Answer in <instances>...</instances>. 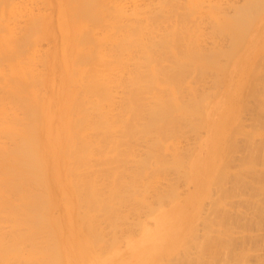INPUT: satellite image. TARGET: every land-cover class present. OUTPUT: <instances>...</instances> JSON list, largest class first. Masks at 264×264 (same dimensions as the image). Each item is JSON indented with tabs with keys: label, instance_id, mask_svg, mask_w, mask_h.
Masks as SVG:
<instances>
[{
	"label": "rangeland",
	"instance_id": "rangeland-1",
	"mask_svg": "<svg viewBox=\"0 0 264 264\" xmlns=\"http://www.w3.org/2000/svg\"><path fill=\"white\" fill-rule=\"evenodd\" d=\"M97 1L100 2V3H97L99 4L98 6L100 7V9L102 8L99 11L101 12L100 15L96 11L97 12L96 16L99 17L97 19L98 22H96L97 20H95L96 16L95 18L93 17L94 16L93 13L95 14V12L91 13L89 11L91 15L89 16L88 14V16L86 15L83 17L79 16L78 13H75V15L77 16L73 14L72 9L69 6L71 5L72 7L74 3L75 4L77 3V0L76 1L75 0H8V1L0 0V56L1 55L3 56V57H0V59L3 58L2 61L0 60V65L5 66L4 68L6 70L8 68V71L10 70L12 66L18 71V73H21V70L19 71V69L22 67L24 69L29 68L30 71L32 70V72L34 73L33 74L34 79H36L32 81L34 83V86H32V83L30 86V81L27 82V80H31L29 79V77L31 76H29L27 80L24 79L23 81L25 82L23 83L22 81H20L26 87L25 89H27V91L25 90V93L15 92L16 93L15 94L14 91H11L13 93L8 94L7 88L3 87V89L5 88V90H7L4 92L2 87H0L3 90L2 91L0 89V99H4V100H0V127L2 125L1 127L2 129H0V145H6V148L7 146H10L11 148L13 147V149L15 148L14 146H16L18 150L22 148L24 145H26L25 141H27L28 138L27 140H24L26 138L24 135L26 132L25 130L23 131V129L27 128L26 125L28 124V122H30V120H32L31 116L33 114L34 116L33 119H35L36 121L38 120V121H37V124L36 122H34L35 124H33L32 127L39 124L38 126H35L36 129L38 128L39 130L37 129L38 132L35 130L36 132H34V134L35 133L37 134H35L36 136L34 134L32 136V137H36V139L38 138L37 141H35L36 140L35 138H34L35 140H32V141L30 140V141L32 143L35 142L34 143L35 145H36V142H38L37 145L41 148L40 150V148H38L37 145L35 146L38 148L39 153H41V155L39 154L37 155V154L31 153L32 149H29V148L32 147V145L31 144H30L31 146L29 145L28 149L30 150V153L27 149L28 154H26V156L31 159V161L30 159H28L30 164L28 163V160H25L26 162L24 161V159L25 158L27 159V157L24 158L23 156H21L23 152L25 153L27 152L26 150L21 151L22 153L20 154L18 150H16V148L14 149L18 152V155L20 157L24 158L23 159L24 166L22 168L25 172L21 170L22 168H20V170L22 171V175L24 173H27V174L30 173L32 176L29 174L27 177L29 176L31 178L33 177L32 179L33 181H30L31 180L30 177H29L30 180L27 181L28 179H26L25 177L26 174L23 175L25 178L22 179L23 177L22 175L20 176L21 173L17 169L16 171L12 170L11 172L12 174L15 173L14 176L16 177L13 176L14 178L11 177L13 179L9 180L8 178H10V176L7 178V174L10 175L9 173H7L9 172V169L5 170L4 165H3L4 162H2L4 159L3 160L1 159L0 161V164H2L0 168H2L3 166L2 169L5 170V174H6V177H5V175H3L4 174V170H3V172H0L1 174L3 173L2 174L3 176L0 175V178L2 179L3 177H5V180H6L5 182L14 181L15 183L14 184L11 182V184L8 185L4 183V179H3L0 181V185L2 184V188L3 186L5 187L4 191L7 190L6 187L10 189V191H8L10 192L9 193L10 196L12 195L11 192H14L12 196H15V197L11 196L12 197L11 199L15 198L14 199L15 201L12 200L14 202L13 204L18 206L14 209V211L17 210L18 212H14V213L10 207H7L8 208L7 211H5L6 210L5 207H4L5 209L2 208L3 206L0 207L2 209V211H0V217L2 216L0 219V246L3 248L8 247L9 249L8 251H11L13 248L11 246L17 244L16 245L17 248L16 247L14 248L15 251H11V252L17 253L19 251L20 255L16 254V258H20L19 261H21V259H25L22 261V263H20L16 258L15 259L10 258L11 256H9L10 259H8V256H6L4 259L0 257L4 261V262L3 261L1 262L0 260L1 262L0 264H12L14 261L18 263L14 262L13 264H19V263L28 264L29 262H25V261L30 260V263H31L32 259L33 261L36 262V263L33 262L34 264H38V263L41 264L42 260H39L38 258H43L44 260H46V261H43V264H137L136 262H138L139 264H264V139H263L264 136H262L264 135L263 134L264 132H262L264 131V120H263L264 119V114H263L264 113V110H263L264 109V95H263L264 94V87H263L264 86L263 84L264 74L262 73L264 72V65L262 64L264 60V35H263L264 34V30H263L264 29V22H263L264 12L261 13V15L257 18L254 24L249 23V26L253 25L249 31L250 33L249 36L251 38L248 37L246 39V44H245L246 47L245 48L242 47L238 51L237 55H235L236 57L234 56L233 60L231 61L232 63H230L233 66L230 64H229L230 66L228 65L229 60L232 59V58L231 59L229 58L230 56H228L229 60L227 58L226 61L223 60L226 56L223 57L222 55L220 57L222 58L223 60L222 62L225 64V66L226 65L228 66L227 68L228 69L227 70L228 80L226 82V79H225L226 84L224 83L226 72L224 73V77L222 78L223 84L221 85V87L216 86L217 90L213 88L215 86L214 85L215 83L213 82L214 84H212V81H215V80L212 79L211 81V78H213V75L216 73V71L214 70L215 72L213 74V71H211L210 69V72H212V74L209 72V70L205 71L207 72V74L205 72L204 74H202V76H204L202 77L204 78V80L207 77L210 79L209 80L207 78L209 81L207 79L205 80L207 81V84L205 88L206 91L204 90L203 94L204 95L208 94L210 91L213 90L212 92H210L212 93L211 97L209 96V98H207L208 105L210 106L208 114L214 115V119L211 120L212 123L222 122L226 124V122H224L225 118L228 120L231 116L237 115L240 108H243V111H244V107L246 108L247 103L253 104V105L251 104L253 106L252 108L250 105H248V107H250L249 109H252V111L255 113L254 114L255 116L252 115L251 117L253 118L256 117L255 118L256 124L258 125L254 123L255 119L253 118L249 119L248 115L253 114V113H248V111L250 110L248 111L245 110L246 112L242 111L244 116L241 113L242 118H244L245 115H246L245 119L248 118L246 119V122H247V125L248 124L249 125L248 127L246 126V128H247V131L251 132L252 134L250 135V137H252L250 138V140L251 139H253V141L255 140L254 141L255 143L252 144L251 146V148L253 146L257 147L256 149L254 147H253L254 149L252 148L253 154L249 153L251 151L246 152L247 150L245 148L248 147L249 149H251L250 143L252 142V141L250 142L249 138L246 137L247 136L246 134L241 135V136L242 137L245 136L244 139L248 138L247 145L249 144V146L245 144V146L242 147L244 143L241 144L242 141L239 138H242V137L240 135L237 139L238 140L237 143H240L239 144L240 151L242 152L245 151L247 153L246 155V153L244 152L246 157L251 154L250 157H247L248 159H250V161L248 160L249 161L248 162L246 160V164L244 165L245 168L248 167V170H250L251 173L248 174L249 176H247L244 180L240 181L238 185L234 183L235 182L234 178H233L234 182H232L233 186L230 182L232 180L227 181L226 189L222 188L221 192L218 193L219 197L215 194V192L211 188L210 197H207L204 199V204H203V207L201 208L202 209L201 214H200L201 216L191 217V214L187 215L185 213L186 209L189 208L187 207V203L181 200L183 197L186 196L185 193L187 192V190L191 188V185L186 183V177L183 172L184 167H182L181 170H179V174H180L179 175L178 170L176 171L174 168L175 170L174 171L172 170L171 166L168 167L169 165H171L170 163L164 165V169H166V171H163L164 170L162 168L163 165L161 166L162 169H160V166L157 165V168H159L158 174H153V175L150 174L151 171L152 173H154L153 172L154 170H152L155 167L154 163H152L154 160H153V157H150L149 159L147 156H145V158L147 157L146 160L143 159V154L144 155L146 154L145 152H142L141 150L145 147L146 142H144L143 139L141 138V136H143L142 125H138V124L136 125V123H138L137 121L141 120V118H138V117H137L138 119L136 118L138 114L137 112H135L137 113L135 114L136 116L133 115L134 107H136L137 104L132 106L131 105L132 102H130L132 99L130 100V98L133 95H135L134 93L132 95L133 89L138 87V89L137 88L136 89L139 90V88L141 87L140 85L142 86L146 85V82H147L146 78H148V81H149V78L151 80V76L153 74L151 76L149 75L150 77L144 74L143 77L142 76L140 77V79H139L140 75H138L139 73H142V74L143 73H149V74L153 73L151 71L152 69H150L149 67H145L148 65L150 66L152 65V63L149 62L151 58L155 59L156 57H158L161 60L162 58L161 56H163L164 52H166L165 53L166 55L169 54L167 56V59L171 58L172 55H170L168 49L170 47L169 44H172L173 38L175 39L176 37L175 35L176 33H174L175 31L177 33L180 32L179 33L180 36L185 31L187 32L185 34L186 36L194 33L193 31H195L194 34L198 38V41L199 42L201 41L199 45L202 48L206 47L207 43L209 45V43L212 40H216V39L222 40V38L225 36H227V39H228L229 35L227 34L224 36V34L226 33L219 26L217 22V18L219 17V19H221L220 17H228V18L234 19L233 17L234 14L232 13L233 15L231 16V13H230L233 11H230L229 12L230 14L226 12L227 13L226 14L223 9L231 5L230 1L232 2L235 1V3H237V1L241 3L242 1L240 2V0H221L220 4H223L221 5L223 7L220 10L216 8L209 9L210 8L209 4L211 3V1L213 4H215L217 0H214V2L213 0H210L209 2L207 0H202V2L201 0H198V1L195 0L194 2L197 5L192 6L190 8L179 7L180 4L182 5L186 3L187 2L186 0H178V1L166 0L168 3L164 0H161V1L160 0L159 1L158 0H97ZM182 1L184 3H182ZM89 2L91 1L88 0V3ZM5 3L6 5L10 4V6L9 5L6 6L7 8L9 7L8 9L5 7ZM93 4H94V0H93ZM97 4L91 7L95 9L97 7ZM224 4H225V7H224ZM147 5H149L150 8ZM91 7H90V10H92ZM172 7H173V11H172ZM134 8H136L135 10L136 11L138 10L137 12L139 13L137 12L133 13L135 12V10H133ZM167 8L170 11H168ZM68 9H71V10H68ZM4 10H5V14H4ZM152 11H155V12L153 13ZM149 12H152V13H149ZM168 12L172 15L174 14V16L172 17V15H170L167 21L165 18H167L168 15L165 16V14H168ZM182 12L183 14H180ZM163 13H164V18L162 16ZM187 13L189 14L188 16H187ZM134 14H136L135 18H134ZM179 14L182 16L181 20H180V16H178ZM157 15L160 17L159 21L157 19L159 18ZM196 16H198V18L195 21H193V19H195ZM261 16L263 17L261 18L262 21L259 20ZM171 17H172L171 19L172 21L170 20ZM187 17L191 21L188 20ZM208 17L209 19H207ZM247 17L246 15L245 17L244 15H242V18H240L239 16L238 19H241L244 24L245 22L244 20H248ZM137 18L140 19L139 22ZM162 18L165 20H163ZM210 18H211V22H215L216 25L215 23L210 24L211 23L209 22ZM1 19H3V26H2ZM154 19L155 20L157 19L156 22H152V21H155ZM160 20H162L161 21L162 23L160 22ZM81 21L83 22L82 24H80ZM158 22L160 24H158ZM183 23H185V25ZM180 24L183 26H181ZM191 24L192 26H190ZM238 24H240V22H238ZM81 25L82 27H80ZM210 25L215 26L214 29L213 28L210 29L209 27V29L212 31L211 34L209 33L210 30L207 28V26H210ZM161 26L162 28H159ZM216 26H218V28L221 29L222 36H221V33L218 34L219 31L215 32V28L216 30H219L217 29ZM231 26H233V22ZM3 27H5V29ZM188 27L190 30L187 29ZM88 28L89 30H87ZM168 28H171V29H168ZM159 32L161 33V35ZM212 33L214 35H212ZM232 33L234 34L233 31ZM164 34L166 37L164 36ZM240 34L242 33L239 30L235 35L237 36L235 37V39H237L240 36ZM159 35L163 37L161 38ZM185 35H182L181 38H178V39H183L184 38L183 36ZM215 35H216V38L214 39ZM210 36H213V37L210 38ZM164 37L165 39L167 38L166 40L168 44L166 45L164 44L166 40L165 39L162 40ZM20 39L22 40V42ZM97 39L99 42L96 41ZM142 39L143 41L141 43ZM156 39H158L159 41L158 40L156 41ZM227 39L224 41L225 42L224 45L226 46V48L229 47L230 45V44H227ZM78 40L81 42L80 43L82 45L81 47L77 46V44H79L77 43ZM150 40L153 42L151 43L152 46L149 44L151 42ZM10 41L12 43L18 42L17 44H20V45L18 46L16 44L12 46V43ZM91 41L92 42L96 41L97 43L96 42L91 43ZM100 41L102 42V44L97 45L98 48L100 49V50L99 49L97 50L95 44L101 43ZM180 41L181 40H179V43ZM202 42H206V43H203L204 45H202ZM232 42H233V39H232ZM90 43L92 44L90 48L92 47V49H96L95 51H99V53L102 54V56H99L100 54L98 55L97 54L98 52H96L98 57L102 59L100 60L101 61L105 60L103 62H105L106 64L108 63L109 68L103 62H102L103 63L102 65V63L99 62V60L96 59L97 57L94 55L96 57L95 62L101 63V64L96 63L97 66L99 65L98 66L99 68L96 74H100V72H98L99 69L101 68L102 70V68L105 65L106 66L103 69H106V68L109 69V72H107L108 69L107 71L105 70L107 74L105 73V71L104 72L103 70L101 71V73L103 72L106 75L105 76L103 75V79H100L101 82H99L100 84L102 83L101 84L102 88H103L102 85L104 83L106 85L107 84L106 82H108V85H109L108 89L106 88L107 90H105V88L102 89L100 85L98 86L99 88H101L104 91H107L108 93L105 92L104 94V91L97 88L98 92L99 90L101 91L99 92L101 94L98 93L97 95V93H94L96 95H93V97L91 98H96V100L92 99L95 101V103L96 102L98 103V101L100 102L98 103V105L93 102V105L94 106L97 105L98 108L97 107L94 108V106L91 105V102L89 104L86 101L87 104L89 105L88 107L92 106L94 108V109L92 108L93 111H91L92 110L91 108H85L87 107L86 102H84L85 106H84V103L82 104L80 103L81 105L84 106L83 108L85 109V111H87V109L88 110L90 109L87 112L89 113L91 111V114L89 113L90 114L89 115L88 113L85 112L86 115L88 114L90 118L91 116H95V117H92L93 120L89 119L88 123L85 122L87 120L82 121L83 123L85 122V126L84 128H83V125L82 127H80L81 130L82 129L83 130L80 131L81 136L80 138L78 137L79 140L78 139L77 141L74 140L76 141V143L72 142L68 145L66 143V139L68 138V136L66 137L67 132L65 135V131H67L66 128L71 129L70 128L71 126L68 125V122H70V120H76L74 117V115L76 114H74L72 109H70L71 110L70 112L72 115L69 114L70 113L69 112V108H70L69 102L74 97L73 92L78 93V94H75L77 98L79 97L78 95H80V98H81L82 93H79V92H81V89L82 90L84 89L82 88L83 85L80 86L81 84H83L81 82H83L84 78L82 80L81 76H79L81 80L80 82L81 84H79V82L74 83L75 81L71 82L68 79V76H69L68 71L72 67L73 63L71 62L75 60L74 58L76 57L75 51H76V54L78 53L79 57L78 56L77 57L79 59L81 58V56L82 58L85 57V61L82 58H81V61L83 60L84 62H86V64L88 62L86 61L87 60L86 56L90 55L91 57H93L92 55L95 52L92 50L93 51V52L91 51L92 55L90 54L91 53L89 51ZM175 43L178 44V40L177 42L175 41ZM159 44L162 46H160ZM154 45L155 47H153ZM157 45H159L160 47ZM16 46L20 48L18 49ZM99 46H101V48ZM163 46L164 47L166 46L165 47L167 48L166 51L162 50ZM231 46L233 45L231 44ZM247 46L249 47V49ZM136 49L138 50V52ZM144 49L146 51H144ZM156 49H159V50L156 51ZM172 49H176V47L173 46ZM27 50L28 52H26ZM101 50L102 52H100ZM150 50L152 52H150ZM161 50L164 52L161 53ZM154 51H156L157 53ZM18 52H20L19 53L20 56H18ZM22 52H24V54ZM70 52H72L71 53L72 56L70 55ZM225 52H227V50H225ZM143 54H145V56ZM28 55H30V57L32 56L31 59H29ZM104 57L108 58V60L104 59ZM137 57H139L141 60ZM27 59H29L28 62H27ZM65 59H67L68 61ZM22 60H24V62L26 61L27 65ZM134 60H136L137 62H135ZM65 62L67 63L65 64ZM138 62H140V64L143 67H141V65ZM156 63L157 64L159 63L160 65V67H158V70L159 68H161V65L165 63L163 66H165L166 70L165 68H161V69H164L166 72L168 70L166 66L167 64L171 63V59H168V60L163 59L160 62H158L157 60ZM15 64H16V67H14ZM144 64H147V65H144ZM19 65L22 67H20ZM66 65L68 69H66L67 68ZM96 65L94 64V67ZM137 67L140 68L143 72L142 71L140 72L139 69H137L139 71L137 72L136 70ZM161 69L160 71L157 72V76L159 77H162L165 75L164 71ZM2 70H3V67H2ZM149 70L151 73L149 72ZM27 71L29 70L27 69ZM189 71H190L189 73H190V78H191V76L193 77V74L195 73V71H192V69ZM191 71H192V74H191ZM32 72H28L29 75ZM260 72L261 74H259ZM132 73H135V74H132ZM136 73H138L137 74L138 77H135ZM209 73L211 74L212 77L209 75ZM258 75L260 77L262 75L263 78L261 79H259L260 77L255 78V77H258ZM86 76L87 75H85V78H87ZM100 78H102V76H100ZM141 78H144V79L141 80ZM88 79H86L87 82H89ZM98 79H97V82L100 81ZM102 81L103 82L106 81V82L103 83ZM261 81L263 83H261ZM84 82L86 81L84 80ZM152 82H153V79H152ZM4 83L5 81L1 82L0 86H2V84ZM26 83H29V85ZM87 84H90V83H87ZM87 84H84L86 87L85 89L87 90H83V92L88 91ZM151 85L152 84L146 87L147 91L149 90L148 89L149 87L152 88ZM132 86L134 88H132ZM252 86L256 88L258 87V91L255 88H254L255 90L254 89L252 90L251 88ZM260 86L263 87V88L261 87L262 92L259 91ZM33 87L34 89H32ZM69 87H71L70 91L73 89L71 94H69L70 93V91L68 90ZM77 87L79 88L81 87L80 91ZM66 88L67 90H65ZM94 88L95 87H93V91H95ZM74 90H77V91H74ZM250 90L252 91L250 92ZM68 91H69L68 93L69 95L67 94ZM65 92L70 101L64 95ZM135 92H138V91H135ZM142 92L141 94L143 95ZM84 93H86L85 95L88 94L87 92H84ZM106 93H107V96H106ZM147 93H149V91ZM17 94H19V97ZM22 94L24 96V99L22 98ZM102 94L104 97L100 96ZM15 95L18 98H16ZM69 96L70 97L73 96V97L70 98ZM89 96L91 95H88V98ZM95 96H98V97H95ZM99 96L101 98H104L103 99L104 101L102 102V104L100 101L102 99H100ZM138 96H139V93H138ZM83 97L84 99L87 98V96H84V95ZM142 98H140L141 100L139 99V101L142 102V103L141 102L139 103L140 109L143 107L141 106V104L143 105V103L146 100V98L145 100L143 99L144 100L143 102ZM66 99L69 102L68 103L65 102V104H63V102ZM252 99H254V101H257L255 102L256 103L255 105ZM81 100L83 99L81 98L80 101ZM88 100L90 101V99ZM135 100H133V102ZM260 100H263V101L261 102ZM22 101H24L23 104H20L22 103ZM66 103L68 105H66ZM100 104L101 106L103 105L102 110L104 112L106 111L105 113L108 115V118L106 117L107 115L104 114V112L101 114L99 110V108H101L99 106ZM64 105L68 107L64 108L65 107ZM208 105L207 107H209ZM129 106H131L130 107L131 111H130ZM132 107H133L132 115L134 116V118L130 117L131 112H132ZM63 108L65 110L67 109L66 112L65 110H63ZM142 109L145 111L144 108ZM143 110L139 111V114ZM63 111H64V115L66 114L65 116H62ZM98 111L100 112L101 117H103V115L105 116L104 119L100 118L99 116L100 114L98 113L96 114V112ZM93 112L95 115H92ZM14 114L16 116H13ZM17 115L19 116V119L21 118L19 122L20 121L24 122V124L22 122L20 123L22 124V126L25 125L23 126L25 128L21 130L20 128L22 126L18 128L15 125L17 128H14L13 126L12 128L9 129L8 128L9 125L13 124L15 121H17L15 122L17 125L20 124L18 122ZM12 116H13V119H11ZM36 116L37 117L39 116L38 117L39 119L38 118L36 119ZM72 116L74 119L72 118ZM15 117L17 120L15 119ZM63 117H64V123L62 122ZM258 117L260 118V121ZM10 119L13 120L12 121L13 123L11 122ZM105 119H109V120L104 121ZM142 120H141L142 123L140 124H143ZM232 120L233 118L231 119V121ZM39 121L40 123H38ZM90 122L91 124H89ZM30 123L28 125H30ZM129 123H131L132 126ZM252 123H254L253 125H255L254 128L252 126ZM262 123H263V127H262ZM3 125H5V127ZM29 127L30 126H28V128ZM185 127L183 128L186 130L188 128L187 131H191L190 126L186 125ZM183 128H182V132L184 130ZM19 129L21 131H19ZM135 130L137 134H134ZM186 130L184 131L186 132ZM201 130H202L201 133L203 135L207 133L206 128H202ZM11 131L13 133H11ZM60 131L62 132L60 133ZM31 132H33V130H31ZM16 133L19 135L21 134L24 135V136H21L22 141L20 140L19 135L18 136L15 135L16 138L14 135L13 136L11 135V134H16ZM82 133L84 135H82ZM31 134L32 133H30L29 131V134L27 136L29 137ZM190 135L192 136V133H189V132L186 134L182 133V135L180 136L181 147L184 146V144H187V141L188 142L190 141L188 140L189 138L188 136ZM32 137L29 139H32ZM138 137L140 138V140L141 139L142 140L140 141ZM246 139L243 142L246 143ZM262 139H263V142H262ZM209 140L210 138L206 137L207 143L209 142ZM28 142H27V146H28ZM141 142H142V145H139L141 144ZM143 142L145 143L144 145H143ZM19 143L21 145H19ZM10 147L8 148V150L6 149L8 152L4 149L6 151L5 152L6 154L3 152L5 156L4 154L2 155L0 153L1 157L4 156V158H6L8 155L13 156V153L15 154V151L13 149L11 151ZM24 147L26 148V146ZM185 147L187 148L188 146H184L182 147V149L183 150L186 149ZM207 148H208V145H205V149L202 151L201 155L198 157L199 163L208 154ZM0 149H3V146L2 148L0 147ZM145 151H147V148ZM240 151L238 152V154H242L240 153ZM30 154H33V155L29 157ZM253 155L255 159L252 158ZM39 156H41L42 159ZM10 157L11 156L7 158H10ZM169 157L167 160L171 159V158L169 159ZM171 160L169 162H171ZM142 161H144L143 163L147 161V163L145 164L146 166L142 164ZM238 161L236 159L234 160V162H238ZM25 163L32 165L33 168L28 166V164L25 165ZM198 166L199 164L197 165V169H198ZM25 167H28V168L30 167V169L28 168L26 169ZM2 169L0 171H2ZM27 170H30V171L32 170L33 174L29 171H28L29 173L26 172ZM185 170H186V167H185ZM16 172H18L19 175L16 174ZM168 172L170 173L168 174ZM181 172H183L182 175H181ZM17 176H20V177H17ZM168 176H170L171 179L168 178ZM178 177H181L182 179ZM17 178L21 180L22 182H24V184L20 182ZM45 178L47 182L45 183L43 180V182L45 183L43 184L44 186L48 184L45 186L47 187L46 188L47 190L46 189L44 190L45 187L43 188V185L41 183V180ZM25 179H26V182H25ZM16 180H18V182H16ZM28 182H30L31 184H29ZM75 182H78L80 186L78 185V183H75ZM19 183H20V188H19V185H17ZM22 184H23V187L28 186L27 188H24L25 190L30 188L31 191L27 190V193H32L30 196L31 198L35 199V200L30 199V201L31 200L33 201L31 202V204H33L31 209L35 210V212L37 213V216L36 218L34 217L30 218V216L32 215L34 216L36 213L34 212V214L32 215L30 214L29 218L30 219L34 218L35 221L26 219L28 220L27 221L28 225L26 224V221L24 222V218H27V217L25 216V214L24 215L21 214L22 210L25 211V209L23 208L20 202V199H22V197H19V198L16 197V195H18V193L21 191L20 190L18 192V190L22 189ZM88 184L90 185V187L88 186ZM171 184L174 187L175 186L176 187L178 186V187L174 188L173 186H171L169 188ZM13 185L14 187L12 188ZM149 185L150 187L147 190L149 192L148 193L146 191V188H148ZM17 186H18L17 194L15 195ZM74 186H77L79 188L82 187L81 190L83 191L82 192L79 188H76V189H79L77 191L81 195H80V200L78 199L75 202L74 200L79 198V195L78 193H76L77 191L76 192L74 191V188H75ZM156 187L157 188L161 187L162 189L164 188V191H162L161 189L162 192H166L167 189H170V190L176 189V190L175 191L167 190L169 192L164 193L163 197L156 198L157 197L156 192L160 190V189H157L158 191H155ZM87 188L91 192H92V189L94 188L95 190L93 189V191H95L99 195V197L102 196L101 198H104V197L106 198V201H105L106 203H103L104 205H100V206H97L91 209L93 206L90 207L91 204L90 205L87 204V203H90V198L88 195L89 191ZM0 189H1V186H0ZM11 189L13 190L11 191ZM68 189H70V191ZM23 190L21 191L22 194L20 193L21 196H23L24 194L25 195L27 194L25 190L24 191ZM66 190H68V192ZM114 190L117 191L115 194H113ZM223 190L224 192H222ZM1 192H2V189H1ZM46 192L48 193L46 194ZM154 192L156 194L155 195L156 197L151 195ZM212 192H214V195L212 194ZM4 193L5 195H7L6 192ZM83 193L84 195H82ZM43 194L47 195V197L49 195L50 196V198L48 197L49 200ZM5 195L4 196L2 195V196L5 198ZM10 196L9 197L6 196V198L7 197L10 198ZM144 196L145 197L147 196L148 198L147 197L144 198ZM4 198H2V200ZM87 198L89 199V201L87 200ZM68 199L70 200L68 201ZM213 199H214V202L216 201L215 203L212 202ZM17 202L18 204L20 202V204L18 205ZM76 202L80 204L78 205L77 203L75 205L74 203ZM37 203H39V206L37 205ZM0 204L5 205L2 203ZM73 204H74L73 206L74 208L71 207ZM34 206L36 208H33ZM38 207H40L41 209ZM43 209H45V211H43ZM16 213H18L17 215L19 216L21 214L20 218H22V216L24 217L22 221L21 220L17 221L18 217ZM12 214H14L15 216ZM6 216H8L9 220H5L4 217ZM11 216H14L15 218L17 217L16 220L13 218L15 222L14 221L11 222L13 220V219H10ZM12 225H14L13 228H11ZM30 225L31 227H29ZM21 226H24L26 231L25 229H23L24 227L22 228ZM21 228H22V231L23 230L25 231V233L21 232ZM10 229H15L13 230L14 233L17 232L15 234L13 233L14 237H11V232L13 231H10ZM17 230H20L19 231L21 232V234L19 233L20 235L18 234ZM32 231L33 233H31ZM27 234L31 236L29 237ZM23 235L25 237L24 240H22L24 238ZM26 236H28V240ZM10 237L14 239V241L16 239L15 243H12ZM42 240L44 241L42 242ZM39 241L41 243H39ZM36 243H39L42 247H40L39 244H36ZM34 244L38 245L39 247H37ZM56 244L58 245L57 248L60 249V250L58 249L59 250L58 253H57L58 250H56L57 248L55 249V246H54ZM21 246L23 250L20 248ZM27 247H29L28 250L26 249ZM22 252L23 254H21ZM14 253H11V254L15 256ZM25 253H28L29 259L27 258V255H25ZM9 254L10 253L8 252V255ZM37 256L38 258L35 259ZM47 258L49 259V261L47 260ZM58 260H60V262Z\"/></svg>",
	"mask_w": 264,
	"mask_h": 264
},
{
	"label": "bare ground",
	"instance_id": "bare-ground-1",
	"mask_svg": "<svg viewBox=\"0 0 264 264\" xmlns=\"http://www.w3.org/2000/svg\"><path fill=\"white\" fill-rule=\"evenodd\" d=\"M5 1V0H4ZM8 1V0H7ZM76 1V0H75ZM89 1H91V2H89L88 3V0H77V3L75 4L74 3V5L71 7V5L69 6L71 9H72V12H73V14L75 15V13H78L79 14V16H81V17H83V16H88V14H89V16L91 15L90 14V12L91 13H93V12H95V14L93 13V17L95 18V16L97 15V12H98V14L100 15V13L101 12H99L101 9H100V7L98 6L99 4H97V3H100V2H98L97 0H94V4H93V0H89ZM159 1V0H158ZM161 1V0H160ZM164 1H166V0H164ZM176 1H178V0H176ZM175 1V2H176ZM187 2V4L186 3H184L183 1H182V3H184V4H180L179 5V7H181V8H190V7H192V6H195V5H197L194 1L195 0H186ZM198 1V0H197ZM208 2L210 1V0H207ZM219 3H218V2ZM216 2H215V4H213L212 3V1H211V3L209 4V9H212V8H216V9H221L223 6H221V5H223V4H220V1L221 0H217ZM242 1V2H241ZM73 2V1H72ZM154 2V1H153ZM167 2V1H166ZM174 2V3H175ZM181 2V1H180ZM190 2H191V4H190ZM201 2H202V0H201ZM213 2H214V0H213ZM234 2V3H233ZM230 1V3H231V5L230 6H227L225 9H223L224 10V12L226 13V12H228V14H230L231 13V16L234 14V19L233 18H228V17H220L221 19H219V17L217 18V22H218V24H219V26L222 28V30L226 33V34H224V36L225 35H229L230 36V38H229V36H228V39H227V36H225V37H223L222 38V40L220 39V40H218V39H216V40H212L210 43H209V45H208V43H207V46L206 47H204V48H202L200 45H199V43H201V41L199 42L198 41V38L195 36V31H193L194 33H192V34H190V35H188V36H186L185 34L187 33L186 31L183 33V34H181V36L182 35H185V36H183L182 38L183 39H178V38H181V36H180V32L179 33H177L176 31L174 32V33H176L175 35H176V37H175V39H177L178 40V44H176L175 43V41L177 42V40H175L174 38H173V43H174V45H173V43L172 44H169V49H168V51H169V53H170V55H172L171 56V58H168V59H171V63L170 64H167V71L165 72V70H166V68H165V66H163L165 63H163V65H161V68H165V70L164 69H161V68H159V70H158V67H160V65H159V63L157 64L156 62H157V60H158V62H160L161 60H163V59H166V60H168L167 59V56L169 55L168 54V52H167V54L168 55H166L165 53L166 52H164V51H166L167 50V48H165L164 46V49H163V47H162V50H164V51H162L161 50V53L162 52H164L163 53V56H161L162 58H161V60L158 58V57H156L155 59L153 58H151V60L149 61V62H151L152 63V65L150 66V65H148V66H145V67H149L150 69H152L151 71L153 72V73H151L150 72V70H149V72L151 73V74H149V73H136V75L138 74V75H140L139 76V79H140V77L142 76L143 77V75L145 74L146 76L148 75H152L151 76V80H150V78H149V81H148V78H146L147 79V82H149V83H147L146 82V85H144V86H142V85H140L139 87L141 88V90H140V88H139V90H137L138 89V87H136L135 89H133V91H132V95H133V93L135 94V95H137L138 96V93H139V96H138V98H137V96H135V95H133L134 97H135V99H134V97L132 96L131 98H130V102H132L131 103V105L132 106H134V105H136V107H134V113H133V107H132V112H131V115H132V113H133V115H135V114H139V111H141V110H143L142 108H144L145 109V113L142 111L140 114H139V116H138V114H137V116H136V118L138 117V118H141V120L143 121V124H140V123H142L141 122V120H139V121H137L138 123H136V125L138 124V125H142V134H143V136H141V138L143 139V141L144 142H146V144L143 142V145L145 144V147L147 148V151H145L146 150V148L144 147L142 150H141V148H140V150L142 151V152H145V154L146 155H144L143 154V159L144 160H146L147 159V157L150 159V157H153V162L152 163H154V168L152 169V170H154L153 172L154 173H152V171L150 172V174H158V172H159V168H157V165L158 166H160V169H164V165H166V164H168V163H170L171 165H169L168 167H172V170H174V168H175V170L177 171L178 170V174H179V170H181V168L182 167H184V175H185V177H186V183H188V184H190L191 185V188H189L188 190H187V192L185 193V197H183L181 200L182 201H184L185 203H187V207H189L188 209H186V211H185V213L188 215V214H191V217L193 216V217H199V216H201L200 214H201V211H202V207H203V204H204V199L205 198H207V197H210V194H211V188H212V190L215 192V194L218 196V193L219 192H221V190H222V188H225L226 189V183H227V181H230V180H232V181H230L231 182V184H232V182H234V180H235V182L234 183H236L237 185L239 184V182L240 181H242V180H244L247 176H249L248 174H250L251 172H250V170H248V167H244V165L246 164V160L248 161H250V159H248L247 157H250L251 156V154L249 155V156H245V153L246 152H249V151H251V152H249V153H252V148L254 147H252L251 148V146H252V144H254L255 142V140L253 141V139H251L250 140V138H252V137H250V135H252L251 134V132H248L247 131V128H246V126L248 127V125H247V122H246V119H248V118H246L245 119V117H246V115H245V117L244 118H242V115L244 116V114H243V112L246 110V111H248V110H250V111H248V113H253V114H249L248 115V117H249V119H251V118H253V117H251L252 115L253 116H255L254 114V112L252 111V109H249L250 107H248V105H250L251 106V108L253 107L252 105V103H250V104H248L247 103V106H246V108L244 107V111H243V108H240L239 109V111H238V113H237V115H233V116H231L228 120L226 119H224V122H226V124H224V123H219V122H211V120L212 119H214V115L213 114H208L209 113V108H210V106L208 105V102H207V98H209V96L211 97V95H212V93H210V92H212V91H210L208 94H210V95H208V94H203V91L205 90V88H206V84H207V81H205L207 78H205V80H204V78H202V77H204V76H202V74H204V72L207 70H209V72H210V69H211V71H213V74H214V72L216 71V75H215V77H214V75H213V78H211L212 76H211V74H212V72H210L209 73V75L211 76L210 78H211V81H212V79L213 80H215V81H212V84H214L215 86L213 87V88H215L216 90H217V88H216V86H219V87H221V85L223 84V82H222V78L224 77V73H225V78H224V83H225V79H226V82H227V77H228V72H227V68H228V66L226 65L225 66V64L222 62L223 60L224 61H226V59L228 58V56H230L229 58L231 59V60H229V58H228V60H229V63H228V65L230 64V63H232L231 61L233 60V58H234V56L235 55H237V53H238V51L242 48V47H246L245 46V44H246V39L248 38V37H250L249 35H250V33H249V31H250V29L252 28V26H249V23L250 24H254L255 23V21L257 20V18L261 15V13H263L264 12V0H240V2L242 3H239L238 1H237V3H235V1ZM8 3H10V2H8ZM69 3V2H68ZM156 3H158V2H156ZM168 3V2H167ZM177 3V2H176ZM216 3H218V4H220V5H218V4H216ZM225 3V2H224ZM239 3V4H238ZM90 4H92V5H90ZM97 4V9L95 8H93V7H91V6H93V5H96ZM146 4V3H145ZM150 4V3H149ZM160 4V3H159ZM164 4H165V2H164ZM163 4V5H164ZM226 4V3H225ZM225 4H224V7H225ZM236 4H238V5H236ZM241 4V5H240ZM10 6V4H7L6 5V3H5V7L6 6ZM200 5H201V3H200ZM202 5H203V3H202ZM207 5V4H206ZM141 6V5H140ZM148 7H149V5H147ZM151 6V5H150ZM165 6V5H164ZM173 6V5H172ZM205 6V5H204ZM208 6V5H207ZM4 7V8H5ZM90 7L92 8V10H90ZM166 7V6H165ZM164 7V8H165ZM175 7V6H174ZM177 7H178V5H177ZM203 7V6H202ZM206 7V6H205ZM7 8V7H6ZM9 8V7H8ZM7 8V9H8ZM99 8V9H98ZM147 8V7H146ZM150 8V7H149ZM156 8H157V6H156ZM63 9V8H62ZM71 9H68V10H71ZM136 8H134L133 10H135ZM95 10V11H94ZM162 10V9H161ZM167 10H168V8H167ZM175 10V9H174ZM191 10H193V9H191ZM222 10V11H223ZM7 11V10H6ZM90 11V12H89ZM97 11V12H96ZM138 11V10H137ZM136 10H135V12H133V13H136L137 12ZM168 11H170V10H168ZM172 11H173V7H172ZM182 11V10H181ZM222 11H220V12H222ZM230 11H233V12H230ZM153 13L155 12V11H152ZM152 12H149V13H152ZM158 12V11H157ZM174 12H176V11H174ZM173 12V13H174ZM184 12V11H183ZM183 12L182 13H180V14H183ZM185 12H186V10H185ZM184 12V13H185ZM193 12V11H192ZM224 12H222V13H224ZM230 12V13H229ZM71 13V12H70ZM137 13H139V12H137ZM165 13H166V11H165ZM172 13V12H171ZM177 13H178V11H177ZM233 13V14H232ZM4 14H5V10H4ZM73 14H72V16H73ZM81 14V15H80ZM160 14H161V12H160ZM178 15V16H180V20H181V15ZM186 14V13H185ZM227 14V13H226ZM239 14V15H238ZM240 14H242V15H244V17H245V15H246V17H247V19L248 20H244L245 22H244V24H243V22H242V20L241 19H238L239 18V16H240V18H242V15H240ZM248 14V15H247ZM98 15V16H99ZM135 15L136 14H134V18H135ZM138 15V14H137ZM166 15H168L167 16V18H165L167 21H168V18L170 17V15H172V14H170L169 12H168V14H165V16ZM189 14L187 13V16H188ZM196 15V14H195ZM203 15V14H202ZM201 15V16H202ZM16 16V15H15ZM75 16H77V15H75ZM158 16V15H157ZM163 18H164V13H163ZM174 16V14L172 15V17ZM185 16V15H184ZM3 17H5V16H3ZM103 17V16H102ZM102 17H101V19H102ZM136 17H138V16H136ZM154 17H155V15H154ZM153 17V18H154ZM159 17V16H158ZM172 17L170 18V20L172 19ZM2 18V17H1ZM99 17H97L96 16V19L95 20H97ZM152 18V19H153ZM162 18V19H163ZM184 18V17H183ZM198 18V16H196L195 17V19H193V21H195L196 19ZM261 18H263L262 16L260 17V19L259 20H261ZM138 19V18H137ZM158 19V21H159V19H160V17L159 18H157ZM156 19V20H157ZM165 19H163V20H165ZM186 19V18H185ZM187 19H188V17H187ZM205 19H206V17H205ZM207 19H209V17L207 18ZM2 20V26H3V19H1ZM75 20V19H74ZM81 20V19H80ZM94 20V21H95ZM136 20V19H135ZM139 20L140 19H138V22H139ZM155 20V19H154ZM156 20L155 21H152V22H156ZM184 20V19H183ZM188 20H190V19H188ZM240 20V21H239ZM100 21V20H99ZM142 21H144V20H142ZM149 21V20H148ZM162 20H160V22H161ZM172 21V20H171ZM187 21V20H186ZM191 21V20H190ZM206 21V20H205ZM262 21V20H261ZM260 21V22H261ZM96 22H98V20L96 21ZM181 22V21H180ZM209 22H211V18H210V21ZM232 22H233V26H231L232 25ZM238 22H240V24H238ZM264 22V21H263ZM83 22L81 21V23L80 24H82ZM162 23V22H161ZM179 23V22H178ZM177 23V24H178ZM197 23V22H196ZM208 23V22H207ZM214 24L215 22H211L210 24ZM158 24H160L159 22H158ZM184 25H185V23H183ZM193 24V23H192ZM192 24L190 25V26H192ZM139 25H141V24H139ZM155 25V24H154ZM162 25V24H161ZM181 25V24H180ZM196 25V24H195ZM215 25H216V23H215ZM263 25V24H262ZM5 26V25H4ZM88 26H90V25H88ZM169 26V25H168ZM178 26V25H177ZM181 26H183V25H181ZM80 27H82V25L80 26ZM90 27H92V26H90ZM141 27V26H140ZM209 27H210V29L211 28H213L214 29V27L215 26H212V25H210V26H207V28L209 29ZM217 27V29H219L218 28V26H216ZM261 27V26H260ZM4 29H5V27H3ZM29 28V27H28ZM35 28V27H34ZM142 28V27H141ZM153 28V27H152ZM159 28H162V26L161 27H159ZM191 28V27H190ZM235 29V31H234V29ZM254 28V27H253ZM84 29V28H83ZM154 29V28H153ZM168 29H171V28H168ZM183 29V28H182ZM181 29V30H182ZM188 30H190L189 29V27L187 28ZM198 29V28H197ZM196 29V30H197ZM209 29V30H210ZM2 30V29H1ZM6 30H7V28H6ZM65 30V29H64ZM87 30H89V28L87 29ZM147 30V29H146ZM150 30V29H149ZM155 30V29H154ZM153 30V31H154ZM175 30V29H174ZM185 30V29H184ZM241 31V33L242 34H240V36L237 38V39H235V37H237V36H235L236 35V33L238 32V31ZM264 30V29H263ZM92 31V30H91ZM165 31V30H164ZM163 31V32H164ZM208 31V30H207ZM214 31V30H213ZM218 32V34L219 33H221V36H222V31H221V29H219V30H216V28H215V32ZM232 31L234 32V34L232 33ZM259 31H261V30H259ZM83 32H84V30H83ZM148 32V31H147ZM166 32V31H165ZM211 30H210V34H211ZM6 33V32H5ZM141 33V32H140ZM157 33V32H156ZM155 33V34H156ZM160 33V32H159ZM168 33V32H167ZM171 33V32H170ZM207 33V32H206ZM73 34V33H72ZM158 34V33H157ZM179 34V35H178ZM217 34V33H216ZM261 34V33H260ZM16 35V34H15ZM14 35V36H15ZM84 35H86V34H84ZM149 35V34H148ZM160 35H161V33H160ZM159 35V36H160ZM163 35V34H162ZM174 35V36H175ZM208 35V34H207ZM212 35H214L213 33H212ZM264 35V34H263ZM13 36V37H14ZM19 36V35H18ZM73 36H75V35H73ZM164 36H165V34H164ZM180 36V37H179ZM204 36V35H203ZM202 36V37H203ZM219 36V35H218ZM151 37H152V35H151ZM161 38L163 37V36H160ZM166 37V36H165ZM165 37L162 39V40H164L165 39ZM170 37V36H169ZM211 37H213V36H210V38ZM241 37V38H240ZM15 38V37H14ZM18 38V37H17ZM21 38V37H20ZM142 38V37H141ZM148 38V37H147ZM146 38V39H147ZM216 38V35L214 36V39ZM251 38V37H250ZM153 39V38H152ZM167 39V38H166ZM165 39V40H166ZM227 39V44H230L229 45V47H227L226 48V46L224 45L225 44V40ZM230 39V40H229ZM232 39H233V42H232ZM235 39V40H234ZM21 40V39H20ZM158 39H156V41H157ZM179 40H181L180 41V43H179ZM228 40H229V42H228ZM14 41H15V39H14ZM90 41V40H89ZM97 42H99L98 41V39L96 40ZM95 41V42H96ZM142 41H143V39L141 40V43H142ZM146 41V40H145ZM151 41V40H150ZM159 41V40H158ZM170 41V40H169ZM11 42V41H10ZM21 42H22V40H21ZM95 42H92L91 41V43H95ZM96 42V43H97ZM101 42V41H100ZM147 42H149V41H147ZM161 42V41H160ZM232 42V43H231ZM248 42V41H247ZM12 43V42H11ZM18 42H14V43H12V46H14V45H16ZM77 43H79V44H77V46L78 47H81L82 45L80 44L81 42L78 40L77 41ZM89 44V51L91 52L92 50L95 52V53H93V55H92V52L90 53L93 57H91L90 55L89 56H86V61H88L87 62V64H86V62H84L85 61V57L84 58H82V56H81V58L84 60H82L81 61V58L79 59L78 57V53L76 54V51H75V56L76 57H74L75 58V60L73 61V62H71V63H73L72 64V67L69 69V71H68V79L71 81V82H74V83H76V82H79V84H81V83H83V84H81L80 86H82V88H84L83 90H87V89H85L86 87H85V85L84 84H87V83H90V84H87L88 86H87V88H88V91H84V92H87L88 94L87 95H85L86 93H84L83 92V90L81 89V92H79V93H82V96H81V98L83 99V100H81L80 101V95H78L79 97L77 98V96L75 95V94H78V93H74L73 92V94H74V97L73 96H69L70 98H72V100L70 101L69 100V98L67 97V95H66V92L64 93V95L68 98V100L70 101H67V99L63 102V104H65V102H69V112L71 111L70 109H72V111L74 112V114H76L77 115V117H76V115H74V117H75V119L76 120H70V122H68V125H70L71 127V129H69V128H66L67 129V131H65V135H66V132H67V135H66V137L68 136V138L66 139V143L69 145L70 143H76V141H77V139L79 140V138H80V136H81V132L80 131H82L81 130V128L80 127H82V125H83V128H84V126H85V122H87L88 123V121H89V119H91V120H93L92 119V117H95V116H91V118L89 117V115L91 114V111H93V109L94 108H98V103H100L99 101H98V103L96 102L95 103V101L94 100H92V99H95L96 100V98H91V97H93V95H96V94H94V93H97V95H98V93L99 92H101L100 90H99V92H98V89L97 88H99L98 86L100 85V87H101V84L99 83V82H101V80L100 79H103V75L105 76L107 73H106V71H107V69L109 68L108 67V63L106 64L105 62H103V61H105V60H103V61H101L102 59L101 58H99L98 57V55L100 54L99 53V51H95L96 49L98 50L99 48H98V46L97 45H101L102 44V42L101 43H98V44H95V46H96V49H92V47L90 48V46H92V44ZM144 43V42H143ZM151 43H153L152 41L149 43L150 45H151ZM156 43V42H155ZM170 43V42H169ZM203 43H206V42H202V45H204ZM250 43V42H249ZM145 44V43H144ZM147 44V43H146ZM160 44H162V43H160ZM159 44V45H160ZM165 45L166 44H168L167 43V40L165 41V43H164ZM226 44V45H227ZM231 44L233 45V46H231ZM18 46L20 45V44H17ZM23 45V44H22ZM80 45V46H79ZM142 45V44H141ZM159 45H157V46H159ZM224 45V46H223ZM18 46H16L18 49L20 48V47H18ZM94 46V45H93ZM146 46V45H145ZM152 46V45H151ZM150 46V47H151ZM156 46V47H157ZM160 46H162V45H160ZM159 46V47H160ZM173 46H175L176 47V49H172V47ZM249 46V45H248ZM247 46V47H248ZM100 48H101V46H99ZM140 47V46H139ZM149 47V46H148ZM153 47H155V45L153 46ZM168 47V46H167ZM223 47H224V49H223ZM232 47V48H231ZM16 48V49H17ZM22 48V47H21ZM137 48V47H136ZM147 48V47H146ZM226 48V49H225ZM254 48V47H253ZM15 49V50H16ZM138 49V48H137ZM136 49V50H137ZM140 49H142V48H140ZM139 49V50H140ZM150 49V48H149ZM230 49V50H229ZM248 49H249V47H248ZM251 49V48H250ZM100 50V49H99ZM154 50V49H153ZM159 49H156V51H158ZM225 50H227V52H225ZM20 51H21V49H20ZM71 51V50H70ZM142 51V50H141ZM141 51H140V53H141ZM144 51H146L145 49H144ZM149 51V50H148ZM156 51H154V52H156ZM250 51V50H249ZM26 52H28V50L26 51ZM96 52H98L97 54H96ZM100 52H102V50L100 51ZM104 52V51H103ZM137 52H138V50H137ZM143 52V51H142ZM150 52H152L151 50H150ZM160 52V51H159ZM20 52H18V56H20V54H19ZM23 54H24V52H22ZM21 53V54H22ZM71 53L72 52H70V55H71ZM139 53V54H140ZM157 53V52H156ZM160 53V54H161ZM240 53V52H239ZM249 53V52H248ZM104 54V53H103ZM106 54V53H105ZM97 57H95V56ZM144 56H145V54H143ZM162 55V54H161ZM165 55V56H164ZM223 55V57L224 56H226L223 60H222V58H220L221 56ZM17 56V55H16ZM29 56V59H31V57H30V55H28ZM72 56V55H71ZM70 56V57H71ZM78 56V57H77ZM99 56H102V54H100ZM103 56H105V55H103ZM138 56V55H137ZM141 56V55H140ZM143 56V57H144ZM149 56H151V55H149ZM160 56V55H159ZM0 57H3L2 55L0 56ZM25 57V56H24ZM92 59H91V58ZM105 57H107V56H105ZM104 57V59H107L108 60V58H105ZM154 57V56H153ZM236 57V56H235ZM248 57V56H247ZM246 57V58H247ZM78 58V59H77ZM95 58L97 59V60H99V62H103V63H105L106 65H107V67L108 68H106V69H103L102 68V70H103V72L105 71V73H101V68L99 69V71L98 72H100V74H96L97 73V70H98V66L96 65V63H99V62H95ZM99 58V59H98ZM103 58V57H102ZM137 58H139V57H137ZM146 58V57H145ZM2 59L3 58H1L0 60L2 61ZM19 59V58H18ZM29 59H27V62H28V60ZM89 59V60H88ZM101 59V60H100ZM134 59V58H133ZM140 59V58H139ZM245 59V58H244ZM65 60H67V59H65ZM96 60V61H97ZM141 60V59H140ZM139 60V61H140ZM144 60V59H143ZM23 62H24V60H22ZM68 61V60H67ZM135 62H137L136 60H134ZM258 61V60H257ZM260 61V60H259ZM134 62V63H135ZM24 63H26V61L24 62ZM67 62H65V64H66ZM101 63H99V64H101ZM103 63H102V65H103ZM131 63H132V61H131ZM133 63V64H134ZM139 64H140V62H138ZM258 63V62H257ZM94 64L96 65L95 67H94ZM256 64V63H255ZM260 64V63H259ZM262 64L264 65V60H263V62H262ZM26 65H27V63H26ZM141 65V64H140ZM144 65H147V64H144ZM159 65V66H158ZM230 65H232V64H230ZM229 65V66H230ZM241 65V64H240ZM258 65V64H257ZM263 65H262V67H263ZM1 67V69H0V83L1 82H3V81H5V83L4 84H2V86H0V87H2V89H3V87H5V88H7L8 89V91H10V92H8L7 90H5V88L3 89L4 90V92L5 91H7V93L9 94V93H13V92H11V91H14V93L16 92V93H18V92H20V93H25V90L27 91V89H25L26 87L24 86V84H22L23 82H25V81H23L24 79H26L27 80V78L29 77V76H31V77H29V79H31V80H27V82L28 81H30V86H31V83H32V86H34V83L32 82V81H34V80H36V79H34V73L32 72V70L30 71V69L29 68H27L29 71H27V69H24L22 66H20V67H22V68H20L19 69V71L21 70V73H18V71L15 69V68H13L12 66H11V68H10V70L8 71V68H7V70L4 68L5 66H2V65H0ZM18 66V67H19ZM163 66V67H162ZM233 66V65H232ZM2 67H3V70H2ZM14 67H16V64H15V66ZM66 67H67V65H66ZM94 67V68H93ZM141 67H143L142 65H141ZM236 67V66H235ZM133 68H135V67H133ZM234 68V67H233ZM6 71H5V70ZM66 69H68V67L66 68ZM137 69H139V71L141 72L142 70L140 69V68H136V70ZM144 69H146V68H144ZM160 69L161 70H163L164 71V76H162V77H159V76H157V72L158 71H160ZM192 69V71H195V73L193 74V77L191 76V78H190V71L189 70H191ZM193 69H195V70H193ZM148 70V69H147ZM215 70V71H214ZM232 70V69H231ZM33 71H35V70H33ZM138 70H137V72H139ZM146 71V70H145ZM192 71H191V74H192ZM28 72H32L30 75H29V73ZM107 72H109V69H108V71ZM143 72V71H142ZM155 72H156V74H155ZM161 73H163V72H161ZM206 74H207V72H205ZM222 73H223V75H222ZM231 73V72H230ZM251 73V72H250ZM263 74H264V72H262ZM37 74V73H36ZM35 74V75H36ZM132 74H135V73H132ZM259 74H261V72L259 73ZM65 75V74H64ZM85 75H87L86 77L87 78H85ZM99 75V76H98ZM130 75V74H129ZM135 75V77H138V75L136 76ZM253 75H254V73H253ZM252 75V76H253ZM37 76V75H36ZM79 76H81V79L83 80V78H84V80L86 81V82H84V80H83V82H81V80H80V78H79ZM97 76H98V78H97ZM100 76H102V78H100ZM145 76V77H146ZM149 76V77H150ZM206 76V75H205ZM264 76V75H263ZM263 76L261 75V77L258 75V77H255V78H259V79H261V78H263ZM32 77H33V79H32ZM234 77V76H233ZM42 78V77H41ZM89 78V79H88ZM133 78H134V76H133ZM215 78V79H214ZM38 79V78H37ZM64 79H65V77H64ZM86 79H88V81L89 82H87V80ZM97 79L98 80H100V81H98L97 82ZM136 79V78H135ZM142 79H144V78H141V80ZM152 79H153V82H152ZM209 79V78H208ZM207 79V80H208ZM264 79V78H263ZM67 80V79H66ZM137 80V79H136ZM135 80V81H136ZM141 80H140V82H141ZM210 80V79H209ZM208 80V81H209ZM20 81H22V83L20 82ZM65 81V80H64ZM68 81V80H67ZM138 81V80H137ZM253 81V80H252ZM257 81V80H256ZM260 81V80H259ZM8 82V83H7ZM81 82V83H80ZM103 82V81H102ZM104 82H106V81H104ZM103 82V83H104ZM214 82V83H213ZM254 82V81H253ZM42 83V82H41ZM107 84L105 85V83L102 85L103 86V88L102 89H104L105 88V90H107L108 89V87H109V85H108V82H106ZM114 83H116V82H114ZM261 83H263L262 81H261ZM26 84H28L29 85V83H26ZM150 84H152L151 86H152V88L151 87H149L148 89V91H149V93H147L148 91H147V89H146V87L147 86H150ZM208 84H209V82H208ZM226 84V83H225ZM264 84V83H263ZM262 84V85H263ZM104 85H105V87H104ZM108 85V86H107ZM139 85V84H138ZM79 86V85H78ZM256 86H257V84H256ZM93 87H95L94 89H95V91H93ZM116 87V86H115ZM261 87L262 86H260L259 87V91H261ZM264 87V86H263ZM262 87V88H263ZM70 88L71 87H69V91H70ZM78 89H79V91H80V88L79 87H77ZM101 88H99V89H101ZM107 88V89H106ZM132 88H134L133 86H132ZM143 88V89H142ZM150 88H151V90H150ZM237 88V87H236ZM252 88V90L255 88V89H257V91H258V87L256 88V87H251ZM1 89V88H0ZM1 89V90H2ZM32 89H34V87L32 88ZM77 89V90H78ZM101 89V90H102ZM144 89H146V90H144ZM233 89V88H232ZM254 89V90H255ZM2 90V91H3ZM65 90H67V88L65 89ZM77 90H74V91H77ZM90 90H92L93 91V93H92V91H90ZM144 90V91H143ZM208 90V89H207ZM211 90V89H210ZM252 90H250V92L252 91ZM34 91V90H33ZM69 91L67 92V94L69 93ZM73 91V89L70 91V93L69 94H71V92ZM102 91H104V90H102ZM135 91H138V92H135ZM140 91V92H139ZM143 91V92H142ZM206 91V90H205ZM91 92V93H90ZM105 92H107V91H104V94H105ZM141 92L143 93V95L145 96H143L142 94H141ZM214 92H216V91H214ZM262 92V91H261ZM6 93V94H7ZM15 93V94H16ZM84 93V94H83ZM108 93V92H107ZM107 93H106V96H107ZM205 93V92H204ZM223 93V92H222ZM236 93V92H235ZM249 93V92H248ZM68 94V95H69ZM99 94H101V93H99ZM147 95V97H146V95ZM214 94V93H213ZM255 94V93H254ZM259 94H261V93H259ZM2 95V94H1ZM18 95V97H19V94H17ZM25 95V94H24ZM83 95L84 96H87V98L86 99H84V97H83ZM88 95H91V96H89V98H88ZM204 95V96H203ZM235 95V94H234ZM264 95V94H263ZM16 96V95H15ZM21 96V95H20ZM64 96V97H65ZM100 96H102V97H104L103 96V94L102 95H100ZM99 96V98L100 99H102V100H100L101 101V104H102V102L104 101L103 99L104 98H101ZM105 96V97H106ZM143 98H142V97ZM17 96H16V98H18ZM95 97H98V96H95ZM22 98L24 99V96H23V94H22ZM98 98V99H99ZM140 98H142V101L144 102V100H145V98H146V100H145V102L143 103V105L141 104V106H143L141 109H140V105H139V103L141 102V101H139V99ZM65 99V98H64ZM63 99V100H64ZM88 99H90V101L88 100ZM144 99V100H143ZM254 99H256V98H254ZM254 99H252L253 101H254ZM262 99V98H261ZM0 100H4V99H0ZM85 100V101H84ZM133 100H135L134 102H133ZM141 100V99H140ZM256 100H258V99H256ZM21 101V100H20ZM90 104V102H91V105H93V102L95 103V104H97L96 106H94V108L92 107V106H90V107H88L89 105L87 104V102ZM225 101V100H224ZM261 102L263 101V100H260ZM259 101V102H260ZM3 102V101H2ZM23 102L24 101H22V103H20V104H23ZM84 102H86V104H87V107H85V108H93L89 113L87 112V111H89L88 109H87V111H85V109L83 108L84 106H85V103ZM138 102V103H137ZM248 102V101H247ZM255 102H257V101H254V105L256 104ZM66 103V105H68ZM82 103H84V106L83 105H81ZM135 103V104H134ZM142 103V102H141ZM246 103V102H245ZM25 104V103H24ZM101 104L99 105L101 108H99V110H100V112H101V114L104 112L103 110H102V106H101ZM252 104V105H251ZM130 105V104H129ZM207 105L209 106V107H207ZM65 106V105H64ZM82 106V107H81ZM139 106V107H138ZM244 106H245V104H244ZM68 107V106H67ZM66 106L64 107V108H67ZM81 107V108H80ZM131 106H129V108H130ZM248 107V108H247ZM63 108V110H65ZM212 108V107H211ZM84 111H83V110ZM140 109V110H139ZM256 109V108H255ZM67 110V109H66ZM66 110H65V112H66ZM102 110V111H101ZM228 110V109H227ZM264 110V109H263ZM130 111H131V108H130ZM212 111V110H211ZM243 111V112H242ZM245 111V112H246ZM252 111V112H251ZM72 112V113H73ZM88 113L87 115H86V113ZM100 112L98 111V112H96V114L98 113V114H100ZM106 112V111H105ZM104 112V114H106ZM135 112H137V113H135ZM147 112V113H146ZM257 112H258V110H257ZM256 112V113H257ZM260 112V111H259ZM44 113H45V111H44ZM241 113H242V115H241ZM69 114H71V112L69 113ZM101 114L99 115L100 116V118H105V116L103 115V117H101ZM264 114V113H263ZM262 114V115H263ZM66 115V114H65ZM64 115V111H63V115L62 116H65ZM72 115V114H71ZM92 115H95L94 114V112H93V114ZM107 115V114H106ZM130 115V117L132 118H134V116L132 115L131 116ZM228 115V114H227ZM13 116H16L15 114L13 115ZM13 116H12V118L11 119H13ZM31 116V115H30ZM86 117V119H85V117ZM87 116H88V118H87ZM110 116V115H109ZM257 116V115H256ZM17 119H18V122H19V120H21V118L19 119V116L17 115ZM21 117V116H20ZM32 120H30V122H28V124L30 123V125H26V127L27 128H25V127H23V126H25V125H23L22 126V124L20 123V122H22V121H20L19 123V125H17L15 122H17V121H15L14 123L12 122L13 120H11V122L14 124H10L9 125V129L10 128H12L13 126H14V128H19V127H21L20 129L22 130L23 128H25V129H23V131L25 130V132L27 133H25L24 135H25V137H23V138H25L24 140H27V138H28V140H29V142H28V140L27 141H25L26 142V145H24V144H22V145H24V146H26V148L24 149L23 147L22 148H20L19 150L16 148V146H14L15 148H16V150H18V152L21 154L22 152L21 151H27V149L29 148V145L31 144L32 145V147H30L29 149H32L31 150V153H33V154H39V155H41V153H39V151H38V148H40L37 144H38V142H36V145L38 146V148L37 147H35L36 145L34 144L35 142H31L32 140H35L36 139V137H32L33 136V134H34V132H38V130L36 129V127L35 126H38V125H35V126H33L32 127V125L33 124H35L34 122H36V124H37V121L35 120V119H33V114H32ZM30 117V118H31ZM39 117V116H38ZM37 116H36V119L38 118ZM50 117V116H49ZM107 118H108V115L106 116ZM260 117V116H259ZM258 117V118H259ZM72 118H73V116H72ZM135 118V119H136ZM137 118V119H138ZM223 118V117H222ZM233 118V120L231 121V119ZM256 118V117H255ZM255 118H253V119H255ZM15 119H16V117H15ZM16 119V120H17ZM39 119V118H38ZM62 119H63V121H62ZM61 119V121L64 123V117ZM71 119V118H70ZM74 119V118H73ZM110 119V118H109ZM109 119H105L104 121H107V120H109ZM136 119V120H137ZM262 119H263V117H262ZM34 120V121H33ZM85 120H87V121H85ZM136 120H135V122H136ZM264 120V119H263ZM60 121V122H61ZM68 121H69V119H68ZM82 121H85L84 123L82 122ZM131 121V120H130ZM220 121V120H219ZM222 121V120H221ZM258 121V120H257ZM259 121H260V118H259ZM10 122V123H11ZM94 122V121H93ZM253 122H254V120H253ZM23 124H24V122H22ZM38 123H40V121L38 122ZM80 123H81V125H80ZM83 123V124H82ZM132 123V122H131ZM131 123H129V124H131ZM249 123V122H248ZM255 124H256V119H255V122H254ZM254 123H252V126H253V128L255 127V125H253ZM258 123V122H257ZM260 123V122H259ZM89 124H91V122L89 123ZM261 124V123H260ZM17 127H16V126ZM62 125V124H61ZM64 125V124H63ZM186 125H188V126H190L191 128V131H187L188 130V128H187V130L186 129H184L183 127H185ZM251 125V124H250ZM256 125H258V124H256ZM4 127H5V125H3ZM7 126H8V124H7ZM28 126H30L29 128H28ZM65 126V125H64ZM131 126H132V124H131ZM1 127H2V125H1ZM0 127V129H2ZM3 127V128H4ZM207 127H208V129H207ZM261 127V126H260ZM262 127H263V123H262ZM261 127V128H262ZM65 128V127H64ZM182 128L184 129V130H186V132L183 130V132H182ZM186 128V127H185ZM202 128H206V130H207V133L206 134H202L201 133V129ZM19 129V131H21ZM28 129V130H27ZM189 129V130H190ZM31 130H33V132H31ZM36 130V131H35ZM65 130V129H64ZM72 130V131H71ZM85 130V129H84ZM138 130V129H137ZM29 131H30V133H32L29 137L27 136L28 134H29ZM41 131V130H40ZM140 131V130H139ZM193 131V132H192ZM8 132V131H7ZM62 131H60V133H61ZM183 134H186V133H192V136L190 135V136H188L189 138H188V140H190L189 142L187 141V144H184V146H188L186 149H182V147H184V146H182L181 147V139H180V136L182 135V133ZM185 132V133H184ZM262 132H264V131H262ZM9 133V132H8ZM11 133H13L12 131H11ZM15 133V132H14ZM21 133H23V132H21ZM83 133H85V132H83ZM82 133V135H84ZM134 133V132H133ZM35 134H37V133H35ZM34 134V135H35ZM80 134V135H79ZM134 134H137L136 133V130H135V133ZM244 134H246L247 136L246 137H248L249 138V140H250V148L251 149H249L248 147L247 148H245L247 151L244 153V152H242V151H240V147H239V144L240 143H237L238 142V137H239V135L241 136V135H244ZM264 134V133H263ZM12 136L14 135H19V134H11ZM24 135H19L20 136V140L22 141V139H21V136H24ZM65 135H64V137H65ZM36 136V135H35ZM62 136V135H61ZM139 136V137H140ZM262 136H264V135H262ZM32 137V139H29V138H31ZM79 137V138H78ZM138 137V138H139ZM206 137H209L210 138V140H209V142L207 143V141H206ZM242 137V136H241ZM245 137V136H244ZM244 137H242L243 138V140H242V138H239V139H241V144H243L242 145V147L243 146H245V144L247 145V140H248V138L246 139V143L245 142H243L245 139H244ZM15 138H16V136H15ZM18 138V137H17ZM35 138V139H34ZM137 138V137H136ZM256 138V137H255ZM260 138V137H259ZM263 138V137H262ZM38 139V138H37ZM37 139L35 140V141H37ZM141 139V140H142ZM146 141H145V140ZM264 139V138H263ZM263 139H262V142H263ZM19 140V141H20ZM31 140V141H30ZM74 140H76V141H74ZM139 140H140V138H139ZM140 140V141H141ZM257 141V140H256ZM24 142V141H23ZM27 142H28V146H27ZM20 143H22V142H20ZM19 143V145H21ZM249 143V142H248ZM258 143H259V141H258ZM261 143V142H260ZM139 144V143H138ZM256 144H257V142H256ZM255 144V145H256ZM30 145V146H31ZM139 145H142V142H141V144H139ZM205 145H208V148H207V151H208V154L202 159V161H200V163H199V159H198V157L201 155V153H202V151L205 149ZM2 146H3V149H0V153L3 155L7 150H8V148L10 147V146H7V148H6V145H0V147L2 148ZM66 146V145H65ZM247 146H249V144L247 145ZM259 146V145H258ZM20 147V146H19ZM14 148V149H15ZM35 148V149H34ZM66 148H68V147H66ZM255 149L257 148L256 146L254 147ZM253 148V149H254ZM6 151H5V150ZM10 149H11V151H12V149H13V147L11 148L10 147ZM13 149V150H14ZM28 149V151H29V153H30V150ZM37 149V150H36ZM181 149V150H180ZM16 150H14L15 151V154L13 153V156L12 155H6L7 157H9V156H11L10 158H4V156H5V154H4V156H2L1 157V155H0V161H1V159L3 160L2 162H4V168H5V170L6 169H9V172H7V173H9L10 175H8L7 174V178L10 176V178L11 177H13L14 175H15V173H11L12 172V170H15L16 171V169L18 170V171H20V176L22 175V171L21 170H23V163H24V161L25 160H28V159H30V158H28L27 156H26V154H28V151L25 153V152H23V154L21 155V156H23L24 158L25 157H27V159L25 158H22V157H20L19 155H18V152L16 151ZM40 150H41V148H40ZM144 150V151H143ZM65 151H66V149H65ZM64 151V152H65ZM240 151V153H244L243 155L242 154H238V152ZM4 152V153H3ZM8 152V151H7ZM148 152V153H147ZM10 153H12V152H10ZM33 154H30L29 155V157L31 156V155H33ZM168 154H169V156H171V157H169L168 156ZM171 154V155H170ZM253 154V153H252ZM149 155V156H148ZM246 155H247V153H246ZM145 156H147L146 158H145ZM256 156V155H255ZM39 157H41V156H39ZM168 157H169V159L171 160V162H169L170 160H167L168 159ZM247 158V159H246ZM252 158H254V155H253V157ZM23 159H24V161H23ZM41 159H42V157H41ZM239 160L238 162H234V160ZM255 159V158H254ZM30 161H31V159H30ZM41 161H43V160H41ZM147 161H149V160H147ZM147 161L145 162V163H143L144 161H142V164L143 165H145L146 163H147ZM248 161V162H249ZM26 162V161H25ZM247 162V163H248ZM28 163H29V160H28ZM28 163H25V165L26 164H28ZM32 163V162H31ZM30 164V163H29ZM28 164V166H30V167H32V165H29ZM199 164V166H198V169H197V165ZM1 165L2 164H0V167H1ZM163 165V167L161 168V166ZM255 165V164H254ZM146 166V165H145ZM247 166V165H246ZM30 167L28 168V167H25L26 169L28 168V169H30ZM44 167V166H43ZM185 167H186V170H185ZM2 168H3V166H2ZM2 168H0V170L2 169ZM20 168H22L21 170H20ZM24 168V169H25ZM33 168V167H32ZM145 169V168H144ZM158 169V170H157ZM3 170L4 169H2V171H0V172H3ZM5 170H4V174L3 175H5V177H6V174H5ZM11 170V171H10ZM174 170V171H175ZM15 171H13V172H15ZM24 171V170H23ZM31 172L32 174H33V171L31 170H27L26 172ZM163 171H166V169H164ZM169 171V170H168ZM25 172V171H24ZM28 172V173H29ZM48 172V171H47ZM148 172V171H147ZM183 172H181V175H182V173ZM170 172H168V174H169ZM1 173H0V175L1 176H3ZM16 174H18V172H16ZM24 174H26V179H28L27 181H29L30 180V178L29 177H27L29 174H27V173H24ZM23 174V175H24ZM82 174V173H81ZM80 174V175H81ZM167 174V175H168ZM178 174H176V175H178ZM19 175V174H18ZM22 175V179H24L25 177ZM31 175V174H30ZM79 175V176H80ZM83 175V174H82ZM180 175V174H179ZM20 176H17V177H20ZM32 176V175H31ZM85 176V175H84ZM5 177H3L2 179L0 178V181L1 180H3L4 179V183H6V184H11V182L10 181H8V182H5L6 180H5ZM14 177H16V176H14ZM13 177V178H14ZM81 177V176H80ZM147 177V176H146ZM6 178V179H7ZM8 178L9 180H12L13 178ZM42 178H44V177H42ZM79 178V177H78ZM168 178H170V176H168ZM173 178V177H172ZM178 178H181V177H178ZM233 178H234V180H233ZM7 179V180H8ZM16 179V178H15ZM18 179V178H17ZM21 179V178H20ZM26 179H25V182H26ZM33 179V177L31 178V180L30 181H33L32 180ZM171 179V178H170ZM182 179V178H181ZM19 180V179H18ZM18 180H16V182H18ZM43 180H44V182L46 183L47 181H46V178L45 179H42L41 180V183H42V185H43V188L46 186V185H48V184H46L45 186H44V182H43ZM20 182H22L21 180H19ZM76 181H78V180H76ZM82 181V180H81ZM150 181V180H149ZM167 181V180H166ZM168 181H170V180H168ZM83 182V181H82ZM165 182V181H164ZM174 182V181H173ZM3 183V182H2ZM12 183H14V181L12 182ZM23 184H24V182H22ZM29 184H31L30 182H28ZM44 183V184H43ZM50 183V182H49ZM75 183H78V182H75ZM85 183H86V181H85ZM88 183V182H87ZM15 184V183H14ZM23 184H22V189H19L18 190V192L21 190H23L24 188H27V187H23ZM27 184V183H26ZM168 184V183H167ZM174 184V183H173ZM230 184V183H229ZM228 184V185H229ZM4 185V184H3ZM7 185V186H8ZM17 185H19V188H20V183L19 184H17ZM73 185V184H72ZM78 185H79V183H78ZM77 185V186H78ZM82 185V184H81ZM87 185V184H86ZM1 186V189H2V192H1V189H0V194H1V196L3 195H5V193L4 192H6V194L7 195H5V198L2 196V198H4L3 200H2V198H1V196H0V201H2V202H0V203H2V204H5V205H1L0 207H2V208H6V210L5 211H7V207H10L12 210H13V213L14 212H18L17 210L16 211H14V209L16 208V207H18V206H16L15 204H13L14 202L13 201H15L14 199L15 198H13V199H11L12 197H15V196H12L13 195V193L14 192H11L12 193V197L10 196V192H8V191H10V189H8V187H6L7 188V190L6 191H4L5 190V187L3 186V188H2V184L0 185ZM16 186V185H15ZM77 186H74L73 188H74V191L76 192L77 190H81V188H79V187H77ZM80 186V185H79ZM88 186L90 187V185L88 184ZM145 186V185H144ZM158 186V185H157ZM169 186V185H168ZM171 186H173L172 184L169 186V188L171 187ZM232 186H233V184H232ZM10 187V186H9ZM14 187V185L12 186V188ZM149 187H150V185L148 186V188H146V191L149 189ZM166 187V186H165ZM174 187V186H173ZM176 187V186H175ZM174 187V188H175ZM178 187V186H177ZM176 187V188H177ZM17 188H18V186L16 187V193H15V195L17 194ZM47 187H45L44 188V190L46 189ZM76 188H79V189H76ZM95 188V187H94ZM93 188V189H94ZM145 188V187H144ZM71 189V188H70ZM70 189H68L69 191H70ZM76 189V190H75ZM88 189V188H87ZM86 189V190H87ZM93 189H92V192L91 191H89V189H88V191H89V198H90V203H87V204H91L90 205V207L91 206H93L91 209H93L94 207H97V206H100V205H104L103 203H106L105 201H106V198H105V200H104V198H101V197H99V195L95 192V191H93ZM157 189H160L159 191L157 190ZM161 187L159 188H157L156 187V190L155 191H158V192H156L157 193V197L155 196L156 194H155V192L153 193V194H151L152 196H154V197H156V198H161V197H163V194L164 193H166V192H169V191H175L176 189H167V190H169V191H167L166 190V192H162V191H164V188L162 189V191H161ZM166 189V188H165ZM13 189H11V191H12ZM25 190V189H24ZM23 190V191H24ZM27 190H30V188L29 189H26L25 190V192L27 193ZM47 190V189H46ZM68 190H66L67 192H68ZM90 190H91V188H90ZM95 190V189H94ZM192 190V191H191ZM21 191L18 193V195H16V197L17 198H19V197H22V199H20V202H21V205L23 206V208L25 209V211L24 210H22V212H21V214H25V216L27 217V218H24L23 216H22V218H20V216H21V214H20V216L19 215H17L18 213H16V215H17V217H18V219H17V221L18 220H21L22 221V219L24 218V222L26 221V224H27V221L28 220H26V219H29V220H34V218H36V216H37V213L35 212V210L34 209H31V207H32V205L33 204H31V202H33L32 200L30 201V199H33V200H35L34 198H31V194L32 193H27L26 195L24 194V192H23V194L25 195V197H24V195L23 196H21ZM31 191V190H30ZM29 191V192H30ZM82 191V190H81ZM88 191H87V193H88ZM154 191V190H153ZM161 191V192H160ZM8 192V193H7ZM83 192V191H82ZM82 192H80V193H82ZM84 192H85V190H84ZM113 192V191H112ZM117 191H115L114 190V192H113V194H115ZM148 192V191H147ZM214 192H212V194L214 195ZM222 192H224V190L222 191ZM21 193V194H20ZM45 193V192H44ZM48 192H46V194H47ZM50 193V192H49ZM74 193V192H73ZM76 193H78V195H79V198H77V196H76V200H74V202L75 201H77L78 199L80 200V195L81 194H79V192L77 191ZM119 193V192H118ZM149 193V192H148ZM9 194V195H8ZM112 194V193H111ZM146 194V193H145ZM223 194V193H222ZM30 197H28V196ZM43 195H45V194H43ZM77 195V194H76ZM82 195H84V193L82 194ZM87 195V196H88ZM119 195V194H118ZM6 196H10V198H6ZM46 197H47V195H45ZM68 196V195H67ZM148 196H149V194H148ZM24 197V198H23ZM48 197L50 198V196L48 195ZM48 197H47V199H48ZM65 197H66V195H65ZM107 197V196H106ZM147 197V196H146ZM145 196H144V198H146ZM153 197V198H154ZM219 197V196H218ZM221 197V196H220ZM224 197V196H223ZM16 198V199H17ZM28 198V199H27ZM82 198V197H81ZM148 198V197H147ZM6 199H8V200H6ZM10 199V200H9ZM84 199V198H83ZM82 199V200H83ZM13 200V201H12ZM49 200V199H48ZM64 200H66V199H64ZM70 199H68V201H69ZM87 200L89 201V199L87 198ZM109 200V199H108ZM211 200V199H210ZM209 200V201H210ZM12 203H11V202ZM19 201V200H18ZM45 201H46V199H45ZM72 201V200H71ZM180 201V200H179ZM20 202H19V204H20ZM87 202V201H86ZM212 202L213 203H215L214 202V199L212 200ZM40 203V202H39ZM39 203H37V205L39 206ZM78 202H76V203H74L75 205L77 204ZM17 204H18V202H17ZM18 204V205H19ZM36 204V203H35ZM70 204H72V203H70ZM74 204L71 206V207H73L74 206ZM80 203H78V205H79ZM86 204V205H87ZM7 205V206H6ZM88 205V206H89ZM199 206V207H198ZM201 206V207H200ZM41 207V206H40ZM40 207H38V208H40ZM4 208V209H5ZM33 208H36L35 206L33 207ZM69 208V207H68ZM74 208V207H73ZM1 209V208H0ZM4 209H3V211H4ZM18 209V208H17ZM41 209V208H40ZM46 209V208H45ZM45 209H43V211H45ZM19 210H21V209H19ZM0 211H2V209L0 210ZM11 211V210H10ZM23 211H24V213H23ZM34 212L36 213L34 216L32 215V214H34ZM39 213V212H38ZM43 213V212H42ZM7 214H9V213H7ZM30 214L32 215V216H30ZM44 214V213H43ZM48 214V213H47ZM11 215V214H10ZM10 215H8V216H10ZM12 215H14V214H12ZM28 215V216H27ZM39 215V214H38ZM8 216H6L7 217V219H6V217H4L5 218V220H9V218H8ZM15 216V215H14ZM14 216H11L10 217V219H15L16 220V218L14 217ZM29 216H30V218L31 217H34V218H32V219H30L29 218ZM2 217V216H1ZM1 217H0V219H1ZM40 217H41V215H40ZM44 217V216H43ZM56 217V216H55ZM14 219L11 221V222H13L14 221ZM59 219V218H58ZM60 219H62V218H60ZM4 220V219H3ZM2 220V221H3ZM46 220V219H45ZM35 221V220H34ZM41 221V220H40ZM62 221V220H61ZM15 222V221H14ZM30 222V221H29ZM45 222V221H44ZM32 224V223H31ZM15 225V224H14ZM14 225H12V227L11 228H13V226ZM28 225V224H27ZM22 228L24 227V226H21ZM28 227V226H27ZM26 227V228H27ZM29 227H31V225L29 226ZM14 228H16V227H14ZM18 228V227H17ZM22 228H21V232H24L25 233V231H26V229H25V227L23 228V229H25V231L23 230L22 231ZM13 230H15V229H10V231H13ZM29 230H30V228H29ZM28 230V231H29ZM18 231V234L20 233L21 234V232H19L20 230H17ZM35 231V230H34ZM38 232V231H37ZM190 232H191V230H190ZM14 231L13 232H11V237H14V234L15 233H17V232H15L14 234ZM31 233H33V231L31 232ZM19 234V235H20ZM30 234V233H29ZM28 235V234H27ZM33 235V234H32ZM29 237L31 236V235H28ZM28 236H26V238H27V240H28ZM10 237V238H11ZM23 237H24V235H23ZM22 238V237H21ZM25 239V237L22 239V240H24ZM30 239V238H29ZM33 239V238H32ZM41 240V239H40ZM11 241H12V243H15V241H16V239H15V241H14V239H12L11 238ZM30 241V240H29ZM44 240H42V242H43ZM22 242H24V241H22ZM33 242V241H32ZM10 243V242H9ZM11 243V244H12ZM39 243H41L40 241H39ZM39 243H36V244H39ZM29 244V243H28ZM36 244H34V245H36ZM13 245V244H12ZM16 245L17 244H15V245H13V246H11V247H13L12 248V250L11 251H15V247H16ZM20 245V244H19ZM34 245H33V247H34ZM29 246V245H28ZM37 247H42L40 244H39V246L38 245H36ZM46 246V245H45ZM55 246V249L58 247V245L56 244V245H54ZM24 247H26V246H24ZM43 247H44V245H43ZM17 248V247H16ZM18 248H19V246H18ZM21 249H22V246L20 247ZM28 248L29 247H27L26 249L28 250ZM41 249V248H40ZM47 249V248H46ZM59 248H57L56 250H58ZM9 249H8V247H5V248H3V247H1L0 246V257H2V259H4L6 256H8V259H10V258H13V259H15L16 258V254H19L20 255V253H19V251L16 253H14V252H11V251H8ZM23 250V249H22ZM21 250V251H22ZM60 250V249H59ZM59 250L57 251V253L59 252ZM20 251V252H21ZM8 252L11 254V253H14V255L15 256H13V254H9L8 255ZM53 252V251H52ZM21 254H23V252L21 253ZM25 255H27V258H28V253H25ZM9 256H11L10 258H9ZM13 256V257H12ZM56 256H57V254H56ZM58 257H59V255H58ZM38 258V256L35 258V259H37ZM1 258H0V260H1V262L3 261ZM18 261L20 260V258H16ZM29 259V258H28ZM39 260H42L41 261V264H43V261H46V260H44L43 258H38ZM23 260H25V259H21V261H19L20 263H22V261ZM47 260L49 261V259L47 258ZM57 260V259H56ZM59 262H60V260H58ZM0 262V263H1ZM4 262V261H3ZM15 263H18V262H16V261H14ZM13 262V263H14ZM25 262H29L28 264H31V263H36L35 261H33V259H32V261H31V263H30V260L28 261V260H26ZM12 263V264H13ZM19 263V264H20ZM33 263V264H34ZM49 263V262H48ZM109 263H111V262H109ZM25 264V263H24ZM39 264V263H38Z\"/></svg>",
	"mask_w": 264,
	"mask_h": 264
},
{
	"label": "crops",
	"instance_id": "crops-1",
	"mask_svg": "<svg viewBox=\"0 0 264 264\" xmlns=\"http://www.w3.org/2000/svg\"><path fill=\"white\" fill-rule=\"evenodd\" d=\"M137 264H139L138 262H136Z\"/></svg>",
	"mask_w": 264,
	"mask_h": 264
}]
</instances>
